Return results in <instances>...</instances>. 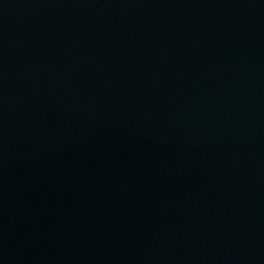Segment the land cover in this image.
<instances>
[{
  "label": "water",
  "instance_id": "water-1",
  "mask_svg": "<svg viewBox=\"0 0 264 264\" xmlns=\"http://www.w3.org/2000/svg\"><path fill=\"white\" fill-rule=\"evenodd\" d=\"M0 264H264V0H0Z\"/></svg>",
  "mask_w": 264,
  "mask_h": 264
}]
</instances>
